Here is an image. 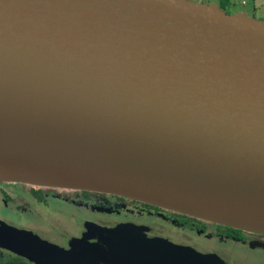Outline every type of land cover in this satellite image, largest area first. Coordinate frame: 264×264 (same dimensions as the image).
<instances>
[{
	"label": "water",
	"instance_id": "95a60500",
	"mask_svg": "<svg viewBox=\"0 0 264 264\" xmlns=\"http://www.w3.org/2000/svg\"><path fill=\"white\" fill-rule=\"evenodd\" d=\"M0 182L264 235V19L193 0H0ZM86 229L108 241L72 238L90 260L3 222L0 247L35 264H227L133 225Z\"/></svg>",
	"mask_w": 264,
	"mask_h": 264
},
{
	"label": "flooded vegetation",
	"instance_id": "af4514ba",
	"mask_svg": "<svg viewBox=\"0 0 264 264\" xmlns=\"http://www.w3.org/2000/svg\"><path fill=\"white\" fill-rule=\"evenodd\" d=\"M27 185L31 189V198L26 197L27 200L43 203L51 197L55 200H71L75 205L82 206L91 211L95 215L94 223L97 225L115 227L120 223L133 224L143 228L141 233L149 237H160L171 243L190 246L203 252L217 254L227 264H232V254L237 247H245L250 250L257 249L253 247H260L258 249L264 252V235L262 234L243 230L236 231L230 229V227L182 212L112 193L31 185L23 182H0V193L3 196V200H14V197L8 190L9 188H24ZM63 193L67 196L62 197ZM0 222L32 231L41 239L59 245L66 246L65 243L69 240V236L61 240H48L33 228L19 226L2 218H0ZM192 235L201 237L202 240H196ZM70 237L72 238V236ZM203 240H212L215 246H206ZM230 244L231 246H229ZM0 253L19 256L2 247H0Z\"/></svg>",
	"mask_w": 264,
	"mask_h": 264
},
{
	"label": "rangeland",
	"instance_id": "374dc122",
	"mask_svg": "<svg viewBox=\"0 0 264 264\" xmlns=\"http://www.w3.org/2000/svg\"><path fill=\"white\" fill-rule=\"evenodd\" d=\"M193 1L202 3H217L221 9L227 13L241 11L255 18L264 19V0ZM8 190L11 192L14 200H3V196L0 193V218L7 219L8 222H13L19 226L21 225L33 228L42 237L48 240H61L69 236V240H67L65 243L66 246L64 247L74 252L86 253L89 260L90 256L87 251L81 247L80 243L76 244L74 241H72V238H83V236L89 235L92 237L93 242H96L93 244V246H98L100 248L108 247L106 244L108 241L105 240V243L103 239L97 238L96 232H86V225L95 224V215L92 214L87 208L75 205L71 200H55L52 199V197L46 200L44 203L36 202L35 200H27L26 197L31 198V189L29 185L24 188L12 187ZM64 196L67 195L63 193L62 197ZM128 225L133 224L120 223L116 226ZM70 236H72V238ZM193 238L196 240H202L201 237L199 238L194 236ZM203 243L209 247L215 246L212 240H203ZM229 246H231V244ZM253 248L257 249L250 250L245 247H237V249L232 254V264H264V252L258 249L260 247ZM90 255L96 257V254L90 253ZM219 257L221 258V256Z\"/></svg>",
	"mask_w": 264,
	"mask_h": 264
},
{
	"label": "trees",
	"instance_id": "16d2710c",
	"mask_svg": "<svg viewBox=\"0 0 264 264\" xmlns=\"http://www.w3.org/2000/svg\"><path fill=\"white\" fill-rule=\"evenodd\" d=\"M217 224V223H216ZM221 225V224H219ZM226 226V225H224ZM230 227V226H227ZM230 229H234L236 231L240 230L237 228L230 227ZM12 254H2L0 253V264H35L34 262L28 260L27 258H23L22 256L20 257Z\"/></svg>",
	"mask_w": 264,
	"mask_h": 264
},
{
	"label": "crops",
	"instance_id": "0c3cea01",
	"mask_svg": "<svg viewBox=\"0 0 264 264\" xmlns=\"http://www.w3.org/2000/svg\"><path fill=\"white\" fill-rule=\"evenodd\" d=\"M250 16V15H249Z\"/></svg>",
	"mask_w": 264,
	"mask_h": 264
}]
</instances>
